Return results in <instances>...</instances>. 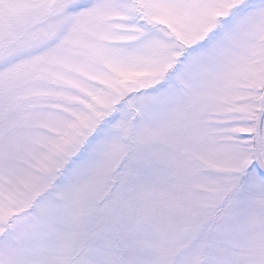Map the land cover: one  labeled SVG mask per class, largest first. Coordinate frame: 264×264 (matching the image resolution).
Masks as SVG:
<instances>
[{"label": "snow or ice", "instance_id": "obj_1", "mask_svg": "<svg viewBox=\"0 0 264 264\" xmlns=\"http://www.w3.org/2000/svg\"><path fill=\"white\" fill-rule=\"evenodd\" d=\"M0 264H264V0H0Z\"/></svg>", "mask_w": 264, "mask_h": 264}]
</instances>
